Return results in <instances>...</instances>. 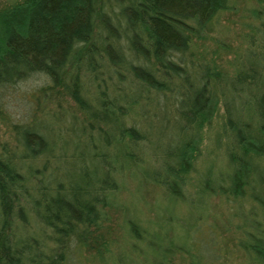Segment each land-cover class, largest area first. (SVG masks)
Here are the masks:
<instances>
[{
	"label": "trees",
	"instance_id": "1",
	"mask_svg": "<svg viewBox=\"0 0 264 264\" xmlns=\"http://www.w3.org/2000/svg\"><path fill=\"white\" fill-rule=\"evenodd\" d=\"M2 1L0 111L10 86L37 82L0 142V264H79L91 247L101 264H136L122 247L134 254L137 242L157 248L159 240L176 264L183 244L144 226L136 203L116 201L123 178L178 202L185 189L186 200L206 194L192 210L206 208L210 194L247 191L264 211L247 189L254 177L264 182V0L249 10L247 45L230 73L191 49L192 38L217 29L230 0ZM219 104L221 131L211 133L205 158L203 130ZM107 206L121 214L111 249L114 237L101 232ZM199 215L186 223L189 259ZM252 228L243 231L244 255L264 264V230Z\"/></svg>",
	"mask_w": 264,
	"mask_h": 264
},
{
	"label": "rangeland",
	"instance_id": "2",
	"mask_svg": "<svg viewBox=\"0 0 264 264\" xmlns=\"http://www.w3.org/2000/svg\"><path fill=\"white\" fill-rule=\"evenodd\" d=\"M2 2L0 0V3ZM256 5L254 0H230V8L222 11L219 15L217 29L209 32V35L204 38L191 39V49L194 55L202 59L212 58L220 68L228 73L232 72L237 56L247 45V23L251 20L249 10ZM36 82L32 80L16 83L10 86L5 93L3 97L4 108H1L0 111V142L10 139V122L20 118L26 108V104L20 98ZM221 116L222 112L219 104L216 112L211 117L209 126L203 130L204 135L201 139L199 154L205 158L211 155V133L216 129L221 131ZM215 158L217 161L219 160V157ZM261 164L260 162L259 165ZM263 169L264 166L259 167L258 172L263 173ZM122 181L115 194L116 201L123 199L128 203H136L138 208V212L135 213L136 217L141 220L144 226L156 228L161 235L164 234L163 236H171L172 240L181 242L185 249L186 229L188 228L186 223L191 220L194 212L200 210V215L194 221L193 228H191L190 237L192 242H189L188 249L189 252L194 251L195 256L189 259L185 249H178L172 254L171 261L176 264H187L189 260L197 263L206 256L216 264H259L250 252L244 255L245 248L241 244V240L244 238V228L251 230L254 227L255 229L261 228L264 230V211L259 204L246 196L247 191L243 197L239 198L210 194L207 197L206 208L201 210L200 205H198L199 202H197L195 205L197 209L192 210L188 206L194 205L195 197L198 200L202 197L198 191L191 193L186 200L185 189L183 200L178 202L173 197L162 193L161 188L152 183L141 182L138 187L129 178H123ZM193 189L194 184L190 180L187 184V191L192 192ZM247 189L254 192L255 196L264 202V182H260L254 177ZM205 195H203V199L206 197ZM175 202L177 204L173 207ZM151 208H154L153 211ZM106 209L108 210L109 219L101 232L102 235L104 234L108 238L114 237L113 243L109 241V248L111 249L114 243L120 240L119 222L121 214L118 207L107 206ZM191 212L193 213L191 214ZM247 226L250 228H247ZM94 234L97 235V232ZM159 242L161 246L157 245V248H154L148 246L145 241H139L137 242L139 251L134 252V254L133 251L129 252L130 249H127L126 245L122 247V251L124 250L125 253L128 252L131 257L133 256L136 264H168L167 258L161 254V247L166 243L164 240H159ZM94 244L97 246V241H94ZM94 252V247H91L90 251H83L82 260L79 264H101L92 258Z\"/></svg>",
	"mask_w": 264,
	"mask_h": 264
}]
</instances>
